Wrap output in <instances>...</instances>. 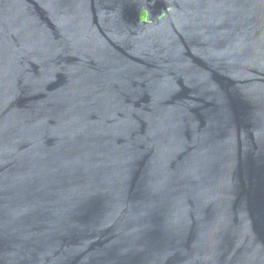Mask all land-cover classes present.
Wrapping results in <instances>:
<instances>
[{
	"label": "water",
	"instance_id": "95a60500",
	"mask_svg": "<svg viewBox=\"0 0 264 264\" xmlns=\"http://www.w3.org/2000/svg\"><path fill=\"white\" fill-rule=\"evenodd\" d=\"M0 264H264V0H0Z\"/></svg>",
	"mask_w": 264,
	"mask_h": 264
},
{
	"label": "trees",
	"instance_id": "16d2710c",
	"mask_svg": "<svg viewBox=\"0 0 264 264\" xmlns=\"http://www.w3.org/2000/svg\"><path fill=\"white\" fill-rule=\"evenodd\" d=\"M140 16H141V18L144 17V12L143 11H141Z\"/></svg>",
	"mask_w": 264,
	"mask_h": 264
}]
</instances>
